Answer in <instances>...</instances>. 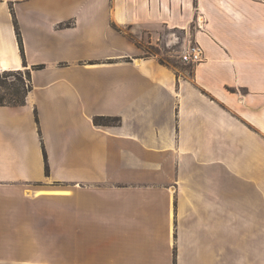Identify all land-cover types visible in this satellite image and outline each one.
Segmentation results:
<instances>
[{
  "label": "crops",
  "instance_id": "obj_1",
  "mask_svg": "<svg viewBox=\"0 0 264 264\" xmlns=\"http://www.w3.org/2000/svg\"><path fill=\"white\" fill-rule=\"evenodd\" d=\"M192 40L196 65L145 51ZM23 68L0 264H264V0H0V72Z\"/></svg>",
  "mask_w": 264,
  "mask_h": 264
},
{
  "label": "rangeland",
  "instance_id": "obj_2",
  "mask_svg": "<svg viewBox=\"0 0 264 264\" xmlns=\"http://www.w3.org/2000/svg\"><path fill=\"white\" fill-rule=\"evenodd\" d=\"M180 32H175V34L173 35L175 37V39H179L180 40ZM180 36V37H179ZM178 40V41H179ZM193 41V40H192ZM171 43V44H167L165 45V47H149V48H145V51H150L153 54H157L158 58L162 61H173L174 59H180L179 58V54H180V47L177 46V43L175 44ZM191 65V64H189ZM29 70V69H28ZM25 71L26 69H20V70H14V75L13 77L10 78H6V80H3V84L6 86H9L8 88H22V87H26L31 86L30 85V79H28L25 76ZM18 72V73H17ZM1 73V72H0ZM2 74V73H1ZM17 77H21L22 81L20 79H18ZM14 83V84H8V83ZM26 84V86H25ZM6 86H3L1 88V93H4V91L7 90V88H5ZM113 119H110L109 121H112ZM56 204V203H54ZM65 213L63 210H61V208L57 205H54V251H57L58 249H66L67 246V240H66V222H65ZM84 235L86 234H77L75 235L76 238H74L75 240L71 241V247H73L74 249L77 248H83L84 244L86 243L85 241L87 239H85ZM74 234L71 233V237H73ZM89 241V240H88Z\"/></svg>",
  "mask_w": 264,
  "mask_h": 264
},
{
  "label": "trees",
  "instance_id": "obj_3",
  "mask_svg": "<svg viewBox=\"0 0 264 264\" xmlns=\"http://www.w3.org/2000/svg\"><path fill=\"white\" fill-rule=\"evenodd\" d=\"M16 28V33H17V37L19 39V44L21 45V39H20V35H19V31L17 26H15ZM39 66L37 65V67L35 66L34 68H38ZM14 70H5L2 71L0 73V105H8V106H16V105H22L25 104L26 102V96L28 91L31 89V86H25L26 87H22V88H8L9 86H6L3 84V80H6V78H10L13 77L14 75ZM18 73V72H17ZM15 76V75H14ZM25 76L30 79V71L28 69H26L25 71ZM18 79H21V77H17ZM8 84H14V83H8ZM3 86H6L5 88H7L6 91H4V93H1V88ZM113 119L110 116H96L94 117L93 121L96 124H106V122H110L109 120Z\"/></svg>",
  "mask_w": 264,
  "mask_h": 264
},
{
  "label": "built area",
  "instance_id": "obj_4",
  "mask_svg": "<svg viewBox=\"0 0 264 264\" xmlns=\"http://www.w3.org/2000/svg\"><path fill=\"white\" fill-rule=\"evenodd\" d=\"M179 58L184 63L196 65L204 60L203 47L197 41H189L181 49Z\"/></svg>",
  "mask_w": 264,
  "mask_h": 264
}]
</instances>
